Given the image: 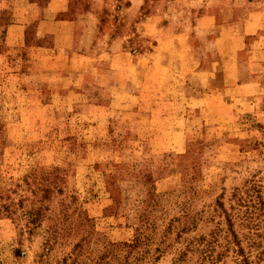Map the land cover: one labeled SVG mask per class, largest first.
I'll use <instances>...</instances> for the list:
<instances>
[{
    "label": "rangeland",
    "instance_id": "obj_1",
    "mask_svg": "<svg viewBox=\"0 0 264 264\" xmlns=\"http://www.w3.org/2000/svg\"><path fill=\"white\" fill-rule=\"evenodd\" d=\"M0 264H264V0H0Z\"/></svg>",
    "mask_w": 264,
    "mask_h": 264
},
{
    "label": "crops",
    "instance_id": "obj_2",
    "mask_svg": "<svg viewBox=\"0 0 264 264\" xmlns=\"http://www.w3.org/2000/svg\"><path fill=\"white\" fill-rule=\"evenodd\" d=\"M58 1L59 0H57V3H58ZM57 10H61V8L59 7V9H57ZM94 16L95 15L92 12H90L88 14H85L83 16V18H85V20L87 19L88 21L89 20L92 21ZM88 26L89 27H92V25H90V24ZM87 30H88V27L84 23V32L86 33ZM188 41L189 40H188V34H187V32L182 31L179 34H175V49L182 50V49H185L186 47H188V49H190V45H189V42ZM113 43L114 44H117L118 42L115 40ZM121 53L122 52L118 51L115 48V51L113 53L114 59H120L121 58L120 57L121 56ZM191 56H192V54H190V52H189V57H187V58H183L179 54L178 55H175V68H178L180 70H183V69H185V67L188 64H191V72L192 73L199 72L200 70H198L197 68L199 67V64L200 63L197 62V60H194L193 56L192 57ZM137 57L140 59V61H139V62H141L140 64L142 66H145L146 67V70L148 72L150 71V69H152L154 67L160 68V69L163 67V62H162V59L160 58V55L159 54L158 55L157 54L156 55H140V56H137ZM200 72H203L205 74L204 71H200ZM200 72L197 73V74H200ZM148 84H149V82H148ZM145 85L146 84H144V86ZM144 88L147 90V92H150L151 94H154V95L156 94L155 96H157L158 95V92H160L158 89H156L155 92L153 90H149L148 87H142L141 89H144ZM156 91H158V92H156ZM152 92H154V93H152ZM146 94L148 95L149 93H146Z\"/></svg>",
    "mask_w": 264,
    "mask_h": 264
}]
</instances>
